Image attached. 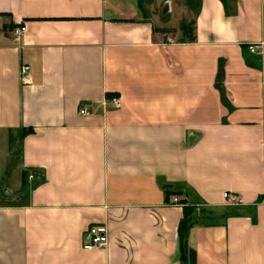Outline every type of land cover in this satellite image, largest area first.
<instances>
[{
    "label": "crops",
    "instance_id": "0c3cea01",
    "mask_svg": "<svg viewBox=\"0 0 264 264\" xmlns=\"http://www.w3.org/2000/svg\"><path fill=\"white\" fill-rule=\"evenodd\" d=\"M0 264H264V0H0Z\"/></svg>",
    "mask_w": 264,
    "mask_h": 264
},
{
    "label": "built area",
    "instance_id": "2783aa9c",
    "mask_svg": "<svg viewBox=\"0 0 264 264\" xmlns=\"http://www.w3.org/2000/svg\"><path fill=\"white\" fill-rule=\"evenodd\" d=\"M27 30L26 24L22 23L20 26L15 28L14 30V37L15 40H21ZM262 45L261 44H250L248 46V50L252 53H259L261 51ZM20 75L23 83H31L32 81V70L31 66L22 61L20 67ZM107 103L117 108L121 105V99L119 96L114 95L107 99ZM91 111L87 106H80L79 113L82 115H87ZM31 177V176H30ZM224 197L227 201L231 204H240L241 197L237 194L231 192H225ZM171 204H182L177 196H174L172 199ZM109 244V236L108 230L105 224L102 223H95L88 226L82 234V246L86 250H97V249H104Z\"/></svg>",
    "mask_w": 264,
    "mask_h": 264
},
{
    "label": "trees",
    "instance_id": "16d2710c",
    "mask_svg": "<svg viewBox=\"0 0 264 264\" xmlns=\"http://www.w3.org/2000/svg\"><path fill=\"white\" fill-rule=\"evenodd\" d=\"M181 29L185 31V33L188 35V39L192 40L194 39V34H193V29L191 25H186L185 23L182 24ZM171 31H176V29H173ZM224 79H225V69H224V65L223 63H219V68H218V73H217V77H216V81H215V87L220 91L221 94V100L223 102V104H225L227 107H231V104L229 102L228 96L226 94L225 88H224ZM114 96L113 94H109L108 97H112ZM30 130H23L21 131V135H25L26 133H28ZM27 173L24 172L23 173V177L24 179L26 178ZM175 194H178V192H172ZM167 198L170 196V192H167ZM181 203H183L184 205V217L181 220L180 223V239H181V247L184 249L185 247V241H186V237H187V232L189 230V227L191 225V215L193 214V212L195 211V206L193 205H189L187 204L185 201H181Z\"/></svg>",
    "mask_w": 264,
    "mask_h": 264
}]
</instances>
